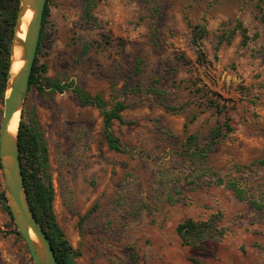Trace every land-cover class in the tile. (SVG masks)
Returning <instances> with one entry per match:
<instances>
[{"label": "rangeland", "instance_id": "rangeland-1", "mask_svg": "<svg viewBox=\"0 0 264 264\" xmlns=\"http://www.w3.org/2000/svg\"><path fill=\"white\" fill-rule=\"evenodd\" d=\"M47 2L44 75L108 108L123 101L134 122L114 120L125 147L117 152L101 110L72 88L28 92L25 119L48 147L54 209L77 264H264V0H94V24L85 0ZM198 22L208 28L204 64L192 41ZM224 31L232 41L220 44ZM4 110L0 100V127ZM213 215L223 238L182 244L179 223ZM0 255L36 264L1 201Z\"/></svg>", "mask_w": 264, "mask_h": 264}, {"label": "trees", "instance_id": "trees-1", "mask_svg": "<svg viewBox=\"0 0 264 264\" xmlns=\"http://www.w3.org/2000/svg\"><path fill=\"white\" fill-rule=\"evenodd\" d=\"M94 0H85L84 18L88 24L97 22V18L93 12ZM20 0H0V100L5 102L8 90V74L11 68V46L17 23L18 10ZM48 16V2L45 7L43 26L41 31L40 43L38 47L37 57L33 66L29 91L33 87L39 89L53 88L60 92H64L68 88L77 95L79 102L82 104H92L97 106L104 117L105 138L109 147L117 152H123L121 139L112 130L114 120H118L122 124L132 125L134 122L126 120L122 112L127 108V104L123 101H117L113 107L108 108L107 102L101 95H92L85 89L77 86L75 82L61 84L59 81L46 77L44 72L47 65H41L39 62V53L43 46L46 34V22ZM192 41L199 47L198 61L200 64L207 62V55L202 46L203 40L208 35V28L205 23H191ZM240 30L243 36V44L250 39L249 30L241 20L235 25V31ZM231 42V33L224 31L220 35V44L223 42ZM167 111L180 112L181 108L165 104ZM231 129V126H229ZM216 136H221V127L215 130ZM197 137L194 134L188 136V142L195 145ZM19 143L21 149V160L23 172L29 199L40 225L48 233L53 242L54 249L59 264H77L76 258L81 255L80 250L74 248L66 238L65 232L57 220L54 209L55 188L53 184L52 174L50 173L49 151L42 137L41 132L36 126V120L28 122L25 119V110L22 111V119L19 128ZM0 167L2 165L0 163ZM240 196H243L244 190L238 185L233 186ZM0 201L3 203L4 209L11 215V219L16 228V234L23 238L18 226L13 218L10 210L8 199L5 191L0 193ZM219 215H213L206 220H196L192 217L185 219L176 227L177 234L182 240L183 245L203 247L202 242L208 238L221 239L225 235V229L219 227ZM0 264H4L0 255Z\"/></svg>", "mask_w": 264, "mask_h": 264}, {"label": "water", "instance_id": "water-1", "mask_svg": "<svg viewBox=\"0 0 264 264\" xmlns=\"http://www.w3.org/2000/svg\"><path fill=\"white\" fill-rule=\"evenodd\" d=\"M46 4L47 0H20L11 47V68L15 57V46L18 43L23 47L20 59L24 61V64L15 75L11 73V68L8 74L9 92L7 90L4 116L0 127V163L6 180L5 193L10 210L36 264H59L53 242L38 222L29 199L19 143L21 114L28 96L30 78L37 57ZM30 9L33 10V16L26 37L21 39L18 36L21 20ZM17 112H20V123L17 133L13 134L9 131V125ZM32 231L37 236V241L31 237Z\"/></svg>", "mask_w": 264, "mask_h": 264}, {"label": "bare ground", "instance_id": "bare-ground-1", "mask_svg": "<svg viewBox=\"0 0 264 264\" xmlns=\"http://www.w3.org/2000/svg\"><path fill=\"white\" fill-rule=\"evenodd\" d=\"M32 16H33V10L30 9L23 16V18L21 20V25H20L19 32H18V36L21 39H24L26 37ZM22 52H23V47L21 44L18 43V45L15 46V55H14L15 57H14V61H13L12 68H11V73L13 75H15L24 64V61L22 59H20ZM8 92H9V90H8ZM19 123H20V112H17L15 114V116L13 117V119L11 120V123L9 125V131L12 132L13 134L17 133V130L19 128ZM31 237L35 241L38 240L37 236L35 235V233L33 231L31 232Z\"/></svg>", "mask_w": 264, "mask_h": 264}]
</instances>
